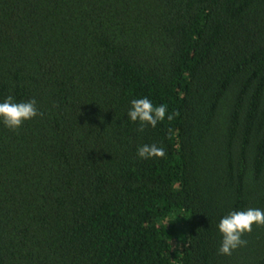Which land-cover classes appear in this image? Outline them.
Here are the masks:
<instances>
[{
	"label": "trees",
	"instance_id": "1",
	"mask_svg": "<svg viewBox=\"0 0 264 264\" xmlns=\"http://www.w3.org/2000/svg\"><path fill=\"white\" fill-rule=\"evenodd\" d=\"M7 95L39 114L0 124V264H264L216 229L264 209V0H0Z\"/></svg>",
	"mask_w": 264,
	"mask_h": 264
},
{
	"label": "clouds",
	"instance_id": "2",
	"mask_svg": "<svg viewBox=\"0 0 264 264\" xmlns=\"http://www.w3.org/2000/svg\"><path fill=\"white\" fill-rule=\"evenodd\" d=\"M38 114L35 98L17 101L13 95H7L0 100V124L8 129H18ZM174 115L168 112L166 104H153L147 97L131 99L126 112L130 122L139 123V131H143L146 126L155 128L165 119L172 120ZM165 155V148L155 143L138 145L136 150V156L144 160L163 158ZM253 225L264 226V209L248 207L229 210L222 215L216 224L221 236L218 253L231 255L234 250L245 245L246 240L242 237L252 231Z\"/></svg>",
	"mask_w": 264,
	"mask_h": 264
}]
</instances>
